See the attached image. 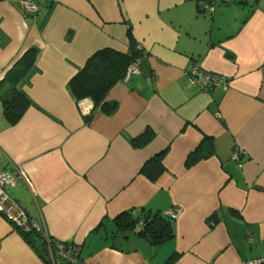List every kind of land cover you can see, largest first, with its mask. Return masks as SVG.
<instances>
[{
	"label": "crops",
	"instance_id": "crops-1",
	"mask_svg": "<svg viewBox=\"0 0 264 264\" xmlns=\"http://www.w3.org/2000/svg\"><path fill=\"white\" fill-rule=\"evenodd\" d=\"M0 0V173L11 197L52 239L79 246L76 264H247L264 257V0ZM141 57L140 74L94 114L69 83L97 51ZM37 60L18 91L29 101L10 125L3 80L21 56ZM227 80L201 92L187 69ZM85 112V115L82 114ZM150 131L142 147L132 142ZM205 139H207L205 141ZM203 156L190 167L188 157ZM164 172L141 169L164 152ZM240 153L234 160V153ZM179 208L174 236L152 245L114 220ZM0 216V264H51ZM59 264H62L59 263Z\"/></svg>",
	"mask_w": 264,
	"mask_h": 264
},
{
	"label": "trees",
	"instance_id": "trees-1",
	"mask_svg": "<svg viewBox=\"0 0 264 264\" xmlns=\"http://www.w3.org/2000/svg\"><path fill=\"white\" fill-rule=\"evenodd\" d=\"M129 42L131 52L127 54H121L108 48L97 51L70 81L69 88L76 101L89 100L93 104L90 114L85 116L87 123L92 121L96 112L109 116L115 111L116 106L109 105L105 99L108 93L123 81L128 67L141 57L140 50L136 49L130 36ZM37 56L38 54L34 50L25 52L2 82L10 87L7 98H1L3 116L10 125L17 124L30 107L29 101L18 91L17 87L34 66ZM152 137L153 134L147 131L139 138H136L132 144L134 147H142ZM200 150L201 146L188 157L186 161L187 167L205 158ZM164 155L165 151L157 154L145 163L141 169V173L150 181H156L164 172L162 164ZM114 222L119 231H137L138 236L144 238L152 245H160L174 236L172 222L161 213H147L141 218H135L132 213H124L118 216ZM20 232L29 244L33 245L38 240V246L33 247L42 258H45L46 261L47 259L49 260L47 244L40 233L34 230L29 232L20 230ZM174 260L175 257L173 256L168 260L167 264H173Z\"/></svg>",
	"mask_w": 264,
	"mask_h": 264
},
{
	"label": "built area",
	"instance_id": "built-area-1",
	"mask_svg": "<svg viewBox=\"0 0 264 264\" xmlns=\"http://www.w3.org/2000/svg\"><path fill=\"white\" fill-rule=\"evenodd\" d=\"M25 14L28 17H35L39 12L36 0H20ZM140 74V65L138 61L132 63L124 76L125 81L133 75ZM189 86L196 87L201 92H208L215 88L225 87L227 80L222 76L213 75L204 72L198 63L192 64L186 72ZM85 115V112H82ZM240 153H234L233 159L239 160ZM17 177L27 180V177L20 171L13 169L0 173V216L18 230L29 232L36 231L40 233L46 241L49 261L51 264H76L80 248L74 244H66L50 238L41 227L35 223L28 212L19 203H17L10 194V189L14 186ZM182 210L179 208L169 210L163 214L170 220H177ZM247 264H264V257L250 261Z\"/></svg>",
	"mask_w": 264,
	"mask_h": 264
}]
</instances>
